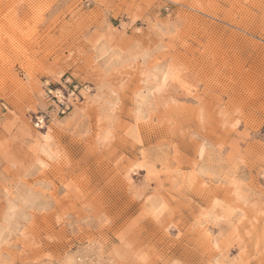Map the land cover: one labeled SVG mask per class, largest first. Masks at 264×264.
<instances>
[{
	"label": "rangeland",
	"instance_id": "obj_1",
	"mask_svg": "<svg viewBox=\"0 0 264 264\" xmlns=\"http://www.w3.org/2000/svg\"><path fill=\"white\" fill-rule=\"evenodd\" d=\"M0 264H264V0H0Z\"/></svg>",
	"mask_w": 264,
	"mask_h": 264
}]
</instances>
